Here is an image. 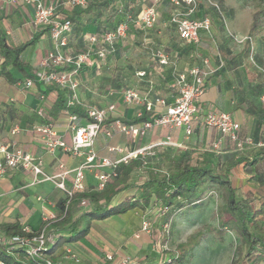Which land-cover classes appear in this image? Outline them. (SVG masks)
Returning a JSON list of instances; mask_svg holds the SVG:
<instances>
[{
	"label": "crops",
	"instance_id": "crops-1",
	"mask_svg": "<svg viewBox=\"0 0 264 264\" xmlns=\"http://www.w3.org/2000/svg\"><path fill=\"white\" fill-rule=\"evenodd\" d=\"M47 1L50 3L56 2V4L59 5L60 17H66L73 10L68 4V0ZM156 1L160 3V0ZM158 12L160 14L159 10ZM196 15L197 14H194L193 17L197 18ZM33 20L34 7L32 5L24 4L21 0H18V4H12L10 0H0V30L6 36L7 42L11 47L21 46L32 40L36 34H41L39 40L35 44L27 47L22 54V59L26 62L27 71L23 72L15 68H12L10 71L13 78L17 80L18 83L13 85L6 82L3 78H0V144H10L12 149H22L27 154L41 157L43 159L44 173L49 176H55L60 172L59 166L61 164H63L67 170H74L84 159L64 154L61 150H58L55 154L48 153L39 135L34 131L37 125L43 124L46 121H52L55 123L63 141L68 145L72 143L73 132L68 128V116L56 114L55 118L51 117L57 100V92L49 90L55 86H45L36 82L33 88L28 89L21 85V83L25 82L27 79L34 78L36 72L41 69V61L49 51L54 49V43L49 28H36L33 25ZM159 23L165 26L167 25L164 22L162 23V18ZM250 25L251 22L248 26V32ZM153 31L144 33L146 35H151ZM83 32L86 33L84 35V41L86 42L87 48L93 46L98 50L100 48L99 44L92 45L89 40V38L97 32V26L95 24L86 23L80 35L83 34ZM128 32L129 35L132 34V32ZM174 32L175 38L173 36L170 37V41H172L166 46V50L160 48L169 57V65L172 67L169 68L168 74L164 75L163 72H160V79L166 81L168 85L170 83L173 85L176 73L187 72L193 66L198 65L200 61L203 62V58H209L210 63L206 67V70L209 72L207 76L209 80L206 91L200 99L199 106L202 107L203 110H218L230 113L241 124L240 137L242 139L251 138L256 144L264 147V115L257 116L259 108L255 106L244 107V103L236 97L238 95V89L236 87L237 78L234 74L235 66L230 64L229 67H227L228 61L226 56L214 45L216 44L215 42L213 44L212 39H214V35L202 32L201 42L198 48L191 50V44L188 45L191 58L187 59V54H185L184 51H180V55L176 52L177 46L175 42L184 41L179 38L176 30ZM171 33L172 32L165 30L158 32L156 35H151V37H157L160 38L161 41H164V38H168V35ZM208 44L211 48L207 46ZM89 49L88 52H90ZM66 51L69 54H73V52H71L72 50L70 51L68 48ZM241 52L240 56L242 60H239V65L242 64L243 60H248ZM93 55L94 53H91V58H95ZM220 60L225 61V66H222L215 72V68L220 66ZM91 66L92 69L97 67L96 60H93V65ZM165 67L166 66L160 65V71L165 70ZM88 74V72H84L83 75L86 77ZM142 80L143 78H140V81ZM163 82L160 80V83L163 84ZM130 88L139 91L140 82L135 83ZM82 95H85L84 92H82ZM159 97L165 98L161 95ZM174 97H172L171 100L165 99L168 103H172ZM65 98L67 102V94H65ZM110 99V104L115 103L117 106L118 103H120L117 100L118 94L116 91L110 94ZM125 105L127 106L123 111H127V113L130 114L133 108L128 104ZM41 108L44 109V118L37 114V111ZM143 108L144 107H142V109ZM163 111V109H160V113ZM114 116H117V110ZM118 116L126 118L127 120L133 118V116H125L123 112H121V115L118 114ZM81 121L86 122V119H81ZM15 126L21 129L18 134L13 133ZM169 136L172 137L177 146H170L174 150H167L166 152H171L173 155L179 152H193L194 155L211 152L216 155L221 163H224L226 159L224 158L225 156L229 160L240 153L250 155L252 152L259 149L254 148L255 150H247L249 147L252 148V146H249L245 148L247 151L245 150L237 153L234 149L235 147L227 141L222 142L221 147L217 149L214 147V144L222 139L221 134L214 128H209L199 122H194L191 135H187L185 130L172 131L168 128L155 127L141 140H139L140 138L133 140L122 134H117L111 140H107L102 136L98 139L97 150L100 156L117 160L121 158V155L110 153L108 151V146L120 145L128 147L130 150H135L158 140L161 142L166 141ZM165 148L167 149V147ZM229 154L232 155L227 156ZM263 166L264 164L260 165L259 168L253 169L251 173H248L244 166L240 165L233 169L232 173L237 168H241L243 175L253 182L256 189L255 193H259L260 189H264V175L261 169ZM135 173L136 171L133 177H135ZM146 177L147 174L142 177V180H145ZM73 178V174L67 176L65 181L67 187L72 186ZM33 180L34 176L31 172L24 169H10L4 176L0 177V224L17 222L32 232H38L43 227L44 213L59 217L66 199L65 192L59 189L53 181L32 184ZM86 183L88 189L93 190L92 188L96 184L93 172H88ZM141 183L137 182V179L136 181H132L131 186L115 197L113 202H117L129 195L139 194L137 186ZM247 192V197L250 202L247 204H251V206H255V203H257L255 198H257V200L264 198V194L261 192V195L258 196L253 193L252 190ZM148 211L149 210L143 212L135 209L126 214L112 216L103 221L94 220L93 225L85 237L77 242L69 243L64 241V244L73 247L80 255L81 262L79 264H119L120 261L127 256L130 257L135 264L138 260L139 264H157L159 262L157 261V257L159 256L158 253L156 254L154 252V249L157 245L158 230L160 228L159 223L162 222V219L160 217L158 218L157 215H154L155 217L148 216ZM145 219L151 221L155 219L156 224L152 226L151 232L149 233L141 231L142 222ZM56 222L57 221L52 223L49 228L52 229L56 225ZM66 231H70V229L66 228ZM137 234H139V237ZM63 248L64 245H62L61 241L59 247L55 251V255H61ZM108 254L114 255L115 259L113 262L106 261V256ZM57 261H60V256L57 258ZM59 263L75 264L68 261Z\"/></svg>",
	"mask_w": 264,
	"mask_h": 264
},
{
	"label": "built area",
	"instance_id": "built-area-1",
	"mask_svg": "<svg viewBox=\"0 0 264 264\" xmlns=\"http://www.w3.org/2000/svg\"><path fill=\"white\" fill-rule=\"evenodd\" d=\"M24 4L34 7L33 25L36 28L47 27L50 30L51 38L54 43V49L49 51L41 61V69L36 72L33 79H27L21 85L24 88H33L36 82L45 86H57L61 89L70 91L67 107L76 105L83 106L87 112L86 122L80 120L77 115L68 116V128L73 132L72 144H66L61 138L56 125L52 121H46L37 125L34 129L39 135L41 142L50 154H55L61 150L64 154L75 158H82L84 161L74 170H67L63 164L59 166L60 172L55 176H49L43 171V159L41 157L27 154L22 149H12L10 144H0V177L4 176L8 170L24 169L34 176L33 183L44 181H53L56 186L65 192L66 199L63 203V210L59 217L51 214H43V227L37 234H33L28 228L24 229L25 235L19 237L0 236V245L21 262L39 260L35 264H54L46 251L53 243L56 234L50 231L49 227L55 221L66 215L70 200L76 193H83L87 190V174L93 172L96 184L94 191H103L108 182L118 176L119 167L122 164L140 159L147 149L156 145L177 146L172 137L166 141L151 147H141L130 150L124 146H108L110 153L121 155V158L113 160L110 157H102L98 154L97 142L101 135L107 140H111L116 134H124L133 140L143 138L155 127L168 128L172 131L185 130L187 135H191L194 122H199L209 128L216 129L222 136V139L214 144L215 148H220L222 142L231 143L237 151H242L246 147L253 146L251 138L242 139L240 137L241 124L230 114L218 110H203L199 106L201 97L206 91L205 81L209 74L206 67L209 65V58L204 59L205 72H202L199 66H193L187 72L175 74L172 87L175 90V97L172 103H168L165 98H148L141 93L130 88L124 92V101L128 105L141 106L137 116L142 115V107L146 108L148 113L154 115L153 120L142 122L140 124H126L119 116H114L117 110L115 103L105 108L96 106H85L77 99L79 80L77 78L80 70L85 65H93L91 52L83 54H69L66 49L73 33V24L70 20L59 16V5L56 2L47 0H21ZM178 10L169 18V23L173 26L181 40L186 43L199 46L201 42V33H210L212 22L209 17L194 18L197 12L198 0H168ZM12 4H18V0H10ZM72 8H86L89 0H68ZM160 21V14L156 6L152 5L145 8L140 16L133 22L134 25L144 32L153 31ZM129 24L121 23L114 30L105 32L101 38L92 35L89 40L92 45L99 44L100 48L96 51L97 59H105L108 53L116 51L119 41L127 37ZM155 57L160 65H169V57L161 50L155 52ZM2 57L0 55V71ZM57 71V69H64ZM143 77V74L141 75ZM36 80V81H35ZM264 103V99H263ZM159 109V111H158ZM160 109L164 111L160 113ZM37 114L44 118V109L41 108ZM111 117H118L115 121L107 124L106 121ZM21 129L15 126L14 134H18ZM73 174V183L71 187L66 186V178ZM82 207H88L89 201L84 199L81 202ZM170 225L165 226L169 231ZM152 222L145 219L142 222L141 231L151 232ZM139 237V234H137ZM63 261L79 264L80 255L70 245H66L63 250ZM114 255L108 254L106 261L113 262ZM0 264H8L0 258ZM119 264H135L130 257H124Z\"/></svg>",
	"mask_w": 264,
	"mask_h": 264
},
{
	"label": "trees",
	"instance_id": "trees-1",
	"mask_svg": "<svg viewBox=\"0 0 264 264\" xmlns=\"http://www.w3.org/2000/svg\"><path fill=\"white\" fill-rule=\"evenodd\" d=\"M117 3H121L123 9L119 11L122 12V18L119 20L116 16L117 10L114 8ZM130 3H133V0H89L86 8H73L71 13L64 18L72 22L73 33L76 36L82 33L83 26L86 23H91L97 26V32L93 35L101 38L105 32L114 30L121 23L132 25V22L140 16L143 10L141 12L135 10ZM200 3L198 0V8ZM105 15L108 20L104 22L102 18ZM263 28L264 6H260L252 13L251 25L242 50L245 58L249 59L253 54V40L261 35ZM207 34L211 35L212 30ZM40 36L41 34L38 33L25 44L11 47L6 36L0 30V55L2 57L0 78L13 85L18 83L10 71L12 68L23 72L27 71L22 54L27 47L35 44ZM190 46H192L191 50H194L200 44L199 46L193 44ZM117 51L118 44L114 55L119 53ZM197 66L201 68L202 72H205L202 61ZM63 70H66V68L57 69V71ZM208 80L206 78L205 87H207ZM49 91L57 92V100L51 117L55 118L56 114H64L67 116L77 115L80 120L88 119L83 106L67 107L65 92L61 88L55 86ZM117 118L111 117L106 123L109 124ZM153 118L154 115L143 108L141 116H135L130 120L122 117L120 119L126 124L137 125L151 121ZM245 150L237 151L235 149L237 153ZM163 153L160 155V159L163 161L166 170L151 169L146 179L137 186L139 194L129 195L113 202L115 197L131 186L134 172L140 165H143L140 159H135L119 167L118 176L108 182L105 190L98 192L87 188L85 192L76 193L73 196L69 202L66 215L61 217L52 229H49L54 231L56 237L53 243L50 244L46 254L54 264L64 262L63 252L61 255H55L60 242L70 243L81 240L88 234L94 220L103 221L135 209L143 212L156 210V215L164 220L163 225L166 226L175 212L183 210L186 201L191 200L189 204L192 206H202L204 201L203 198L199 197L211 187H216L220 192L222 204L213 216L214 219L218 220L217 226L208 227V231L219 240H223L229 232L234 233L239 240L235 248L234 258L230 264H264V198L260 200L255 198L257 201L255 206L247 204L237 197L236 189L231 180L232 170L240 165H243L246 171L251 173L253 169L264 164V147L261 146L250 155L240 153L224 163H221L216 155L211 152L197 155H194L193 152H179L174 155L171 152ZM148 165H151V163H147ZM84 199L89 201L88 207H82L81 202ZM66 228H69L70 231H66ZM24 229L25 227L17 222L3 223L0 224V236L7 238L24 236ZM33 234H37V232H33ZM59 256L60 261L58 262L57 258ZM185 257V253H179L178 256L166 257L157 264H182ZM0 258L8 264H35L39 262V260H34L26 263L16 260L12 254L6 252L2 245H0Z\"/></svg>",
	"mask_w": 264,
	"mask_h": 264
},
{
	"label": "rangeland",
	"instance_id": "rangeland-1",
	"mask_svg": "<svg viewBox=\"0 0 264 264\" xmlns=\"http://www.w3.org/2000/svg\"><path fill=\"white\" fill-rule=\"evenodd\" d=\"M199 2H201L200 6L195 13L197 14V18L209 17L211 19V30L214 35V39H212L213 44L215 42L216 44L214 45L226 56L228 61L227 67L230 64L235 66L234 74L237 78L236 87L238 89L236 97L244 103V107L255 106L259 108L257 116H263L264 28L261 35L253 40L254 50L250 58L245 61L243 60L240 65L239 60H242L240 52L247 37L251 15L258 7L264 6V0H199ZM151 4H154L160 11L162 23L167 24L165 26L159 23L151 35H156L158 32L165 30L172 32L168 35V38H164V41H161L160 38L146 35L144 31L139 28L137 29L136 26L134 27L132 22V25H129L131 28H129V31L132 34L129 35L128 32L127 37L118 43L119 53L118 51L116 55L108 53L105 59H97L96 48L93 46L87 48L86 46V42L84 41L85 32L78 36L73 33L70 37L68 49L72 50L71 52L74 55L87 53L90 48V52L94 53L93 56L95 57L91 58V60H96L97 62L95 69H92V66L89 65L83 66L77 76L80 83L76 93L79 102L85 106L105 107L110 105V94L116 91L118 94L117 100L120 102L117 105V116L123 112L125 116L134 117L140 112L141 106L129 105L133 108L130 114L123 110L127 106L124 101V92L129 90L135 83L140 82L139 92L142 96L151 99L161 95L171 100L175 96V90L171 83L168 85L166 81L160 79V72H163L164 75L168 74L169 68L172 67L167 65L165 70L160 71V63L155 57V52L160 48L165 49L172 41H170L171 36L175 38V30L170 25L169 18L178 10L166 0H160V3L156 0H133V3H130V5L134 6L135 10H139L140 12L152 6ZM115 5L117 20H119L122 18V12H119L123 10L122 4L117 3ZM102 19L105 22L108 20V17L105 15ZM175 44L177 46L176 52L179 55L180 51H184L187 54L186 58H191L188 43L176 41ZM207 46L211 48L209 44ZM224 62V60H220V66L216 67L214 71L216 72V70L218 71L222 66H225ZM84 72H88L89 74L85 77L83 75ZM142 74L143 77H141ZM140 78H143V80L140 81ZM160 80L164 81L163 84L160 83ZM62 90L67 96H71L70 91ZM82 92L85 95H82ZM160 142L158 140L145 147H151ZM260 146L255 143L252 148L249 147L247 150H255L260 148ZM167 150L174 149L163 145H156L151 149H147L140 158L143 165H140L136 170L133 181L137 179V182H143L142 177L148 174L151 169L165 171L166 167L163 161H161L160 155L164 154L163 152ZM230 155L232 154L227 156ZM224 158H226L224 160L226 162L228 158L226 156ZM147 163H151V165L147 166ZM261 169L264 175V166ZM231 176L236 188L237 197L248 203L247 191L252 190L253 193L256 192L253 182L243 175L241 168H237ZM260 192L264 194V189H260L259 193L255 194L257 196L261 195ZM199 198H203L204 204L202 206H192L189 204L191 200H188L185 202L186 206L183 210L177 211L172 215L169 222V231L165 232L164 230V220L159 223L158 240L154 249V252L158 253L159 256L157 257V261H162L164 258L171 257L172 255L178 256L179 253H185L186 257L182 264H230L232 262L235 248L239 242L238 237L234 233L229 232L223 240H219L208 231V227H215L218 224V220L214 219L213 216L222 204L220 192L216 187H211ZM156 213V210H149L148 216L155 217ZM152 221V225H155V219ZM64 243L62 241V245L65 247L66 244ZM136 264H139V260L138 262L136 261Z\"/></svg>",
	"mask_w": 264,
	"mask_h": 264
}]
</instances>
